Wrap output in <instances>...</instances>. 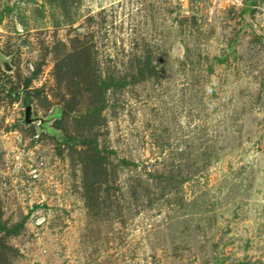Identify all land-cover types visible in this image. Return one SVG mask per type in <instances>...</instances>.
Wrapping results in <instances>:
<instances>
[{
  "label": "rangeland",
  "instance_id": "rangeland-1",
  "mask_svg": "<svg viewBox=\"0 0 264 264\" xmlns=\"http://www.w3.org/2000/svg\"><path fill=\"white\" fill-rule=\"evenodd\" d=\"M0 264H264V0H0Z\"/></svg>",
  "mask_w": 264,
  "mask_h": 264
},
{
  "label": "water",
  "instance_id": "water-1",
  "mask_svg": "<svg viewBox=\"0 0 264 264\" xmlns=\"http://www.w3.org/2000/svg\"><path fill=\"white\" fill-rule=\"evenodd\" d=\"M3 64L6 70H12V66L9 64L8 60H3Z\"/></svg>",
  "mask_w": 264,
  "mask_h": 264
},
{
  "label": "built area",
  "instance_id": "built-area-1",
  "mask_svg": "<svg viewBox=\"0 0 264 264\" xmlns=\"http://www.w3.org/2000/svg\"><path fill=\"white\" fill-rule=\"evenodd\" d=\"M217 2H221L222 0H216ZM239 1H242V0H225L226 3H230V4H237Z\"/></svg>",
  "mask_w": 264,
  "mask_h": 264
}]
</instances>
